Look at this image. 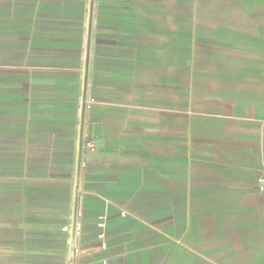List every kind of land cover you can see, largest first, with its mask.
Segmentation results:
<instances>
[{
    "label": "crops",
    "instance_id": "crops-1",
    "mask_svg": "<svg viewBox=\"0 0 264 264\" xmlns=\"http://www.w3.org/2000/svg\"><path fill=\"white\" fill-rule=\"evenodd\" d=\"M262 174L264 0H0V264H264Z\"/></svg>",
    "mask_w": 264,
    "mask_h": 264
},
{
    "label": "built area",
    "instance_id": "built-area-1",
    "mask_svg": "<svg viewBox=\"0 0 264 264\" xmlns=\"http://www.w3.org/2000/svg\"><path fill=\"white\" fill-rule=\"evenodd\" d=\"M85 147L87 148V150L94 152L96 150L95 148V144L93 142H89L85 145ZM258 190L259 193L264 197V174H262L259 178H258ZM123 216H126V213L123 212L122 213ZM80 216V214H79ZM98 228H99V232H98V238L101 239L103 241L102 243V247L105 248L106 247V243L104 242L105 238H106V228H107V222H106V217L101 216L99 218V222L97 224ZM75 230V232L80 231L81 230V224L76 222L75 225H70L67 226L63 229L64 232H67L69 234H72L73 231ZM80 253L79 249H75L74 250V255H78Z\"/></svg>",
    "mask_w": 264,
    "mask_h": 264
},
{
    "label": "water",
    "instance_id": "water-1",
    "mask_svg": "<svg viewBox=\"0 0 264 264\" xmlns=\"http://www.w3.org/2000/svg\"><path fill=\"white\" fill-rule=\"evenodd\" d=\"M81 149H82V144H81Z\"/></svg>",
    "mask_w": 264,
    "mask_h": 264
}]
</instances>
